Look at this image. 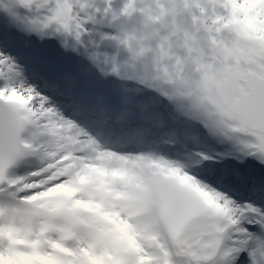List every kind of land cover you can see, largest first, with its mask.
<instances>
[{
  "label": "snow or ice",
  "instance_id": "1",
  "mask_svg": "<svg viewBox=\"0 0 264 264\" xmlns=\"http://www.w3.org/2000/svg\"><path fill=\"white\" fill-rule=\"evenodd\" d=\"M0 264H264V0H0Z\"/></svg>",
  "mask_w": 264,
  "mask_h": 264
}]
</instances>
